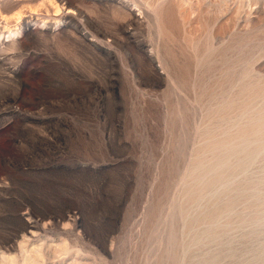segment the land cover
<instances>
[{
	"label": "rangeland",
	"instance_id": "rangeland-1",
	"mask_svg": "<svg viewBox=\"0 0 264 264\" xmlns=\"http://www.w3.org/2000/svg\"><path fill=\"white\" fill-rule=\"evenodd\" d=\"M207 2L0 0L8 261L264 264V0Z\"/></svg>",
	"mask_w": 264,
	"mask_h": 264
},
{
	"label": "bare ground",
	"instance_id": "bare-ground-1",
	"mask_svg": "<svg viewBox=\"0 0 264 264\" xmlns=\"http://www.w3.org/2000/svg\"><path fill=\"white\" fill-rule=\"evenodd\" d=\"M208 0H203V5L204 6H207V7H210V6H212L210 3H208L207 2ZM225 2H227V0H220V3L218 4V6H222L223 5V3H225ZM231 2V1H230ZM229 2V3H230ZM242 2V1H241ZM248 4V3H247ZM246 4V5H247ZM225 8V7H224ZM223 12V11H222ZM68 13H71V11L69 10L68 11ZM222 14V13H221ZM206 15V14H205ZM209 15V14H208ZM212 17H213V15H212ZM217 17V16H216ZM22 18H23V15L22 14H18L17 16H16V18H15V20L17 21V25L18 24H20L21 22H22ZM5 22H8V20L7 19H5L4 20ZM7 33H9V35H15L16 33L15 32H7ZM10 38V37H9ZM29 218H30V220H31V223H30V226H29V228H34V227H36V225L38 224H36V222L33 220V217L31 216V215H29ZM36 233V232H35ZM25 236V235H24ZM31 236V235H30ZM25 238H27V237H25ZM22 239H23V237H22ZM30 239L31 238H28V240L30 241ZM44 239V238H43ZM26 241V243H24V245H27V244H29L28 242L29 241H27V240H25ZM23 242H24V240H23ZM21 243H22V240H21ZM28 246H30V245H28ZM25 248L27 247V246H24ZM38 247V246H37ZM39 248H40V246H39ZM48 248V247H47ZM22 250H25L24 248H21ZM27 249V248H26ZM1 251V250H0ZM3 251V250H2ZM43 251V253H44V255L46 256H48V252L46 253L44 250H42ZM5 252V251H4ZM50 252V251H49ZM53 252V254L54 255H56V254H59L60 252H58L57 250H53L52 251ZM51 252V253H52ZM7 254V253H6ZM19 255V254H18ZM25 255H26V258L25 259H23L24 260V262H23V264H40L41 263V261L39 260L40 258H43L42 257V254L40 253V250L38 249V248H35L34 250H32V251H28V250H25ZM50 255V254H49ZM5 254L2 252V253H0V264H20V261H18V262H16L14 259H12L11 261H8L6 258H5ZM15 256V255H14ZM46 256V257H47ZM51 256L52 255H50L49 257H50V259H53V258H51ZM10 257V256H9ZM19 257V256H18ZM48 257V258H49ZM53 257V256H52ZM47 258V259H48ZM74 260V259H73ZM77 262V261H76ZM79 263V262H78ZM85 264V263H84Z\"/></svg>",
	"mask_w": 264,
	"mask_h": 264
}]
</instances>
